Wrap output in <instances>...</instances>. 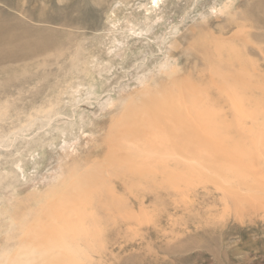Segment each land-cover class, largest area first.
Returning a JSON list of instances; mask_svg holds the SVG:
<instances>
[{
	"label": "rangeland",
	"instance_id": "374dc122",
	"mask_svg": "<svg viewBox=\"0 0 264 264\" xmlns=\"http://www.w3.org/2000/svg\"><path fill=\"white\" fill-rule=\"evenodd\" d=\"M96 1H8L15 10L0 2L1 10L7 7L4 11L11 9L8 13L18 17L11 15L15 23L42 30L26 45L41 40L54 45L34 60L19 61L20 67L27 63L26 70L14 80L0 74V258L6 261L17 259L27 243L37 244L34 228L51 218L54 210L80 209L85 217L98 198L109 197L112 191L125 196L127 188L143 183L135 178L123 188L113 169L154 167L163 158L172 165L193 160L186 154L187 144L151 160L148 152L159 139L158 131L174 129L177 112L187 123L191 105L186 87L201 85L199 68L202 71L207 64L202 65L199 46L210 50L220 46L225 55L244 53L245 47L246 54L263 59L257 44L264 51V0H236L230 18L218 17L207 24L200 22V15L208 14L214 0ZM237 31L249 36L229 37ZM206 69L202 75H208ZM160 81L162 85L156 86ZM175 85L182 86L183 92L173 94ZM126 131L131 135H124ZM116 154L124 156L115 161ZM87 169L91 174L79 178ZM168 169L147 182L185 174L182 165ZM194 181L187 196L180 190L182 198H197L204 183ZM177 185L191 183L182 180ZM76 187L82 197L61 204L60 192ZM160 207L136 210L156 229L146 221L140 222L145 227L135 222L133 226L139 225L135 232L145 235L137 232L140 235L134 237L137 233L131 225L115 237L107 226L79 247L76 264H264V216L239 222L231 214L227 219L224 215L219 217V225L225 223L221 236L218 228L207 235L211 231L194 230L192 220L161 224L166 211ZM129 236L134 240L129 241Z\"/></svg>",
	"mask_w": 264,
	"mask_h": 264
},
{
	"label": "bare ground",
	"instance_id": "6f19581e",
	"mask_svg": "<svg viewBox=\"0 0 264 264\" xmlns=\"http://www.w3.org/2000/svg\"><path fill=\"white\" fill-rule=\"evenodd\" d=\"M8 1L10 0H0L4 6L14 9L12 3L10 4ZM4 9H0V74L5 75L8 81L9 79L14 80L17 75L26 70L27 63L22 67L17 66L21 61L34 60L38 54L45 53L47 48L54 47V45H50V41L47 39L45 40L48 43L41 40L34 46H31L30 43L26 45L34 33H40L42 30L23 28L21 23L14 22L12 16L16 15L8 13L11 12V9L10 11H4ZM260 13L262 12L260 11ZM16 18L18 17L16 16ZM244 32L241 35L238 31L232 32L229 37L244 38ZM247 33L245 39L249 36ZM262 34L264 35L263 32ZM253 44L252 46H256ZM259 45L257 44L259 49L257 51L263 54V59L246 54L245 47L244 53L238 50L237 53H234L235 55L229 53L225 55L220 46H217L215 50H210L204 45L199 46V49L202 48V50L200 49L201 54L203 53V57L200 56L202 65L204 62L207 63L202 67V71L199 68V74L206 73V68L210 71L208 75L201 74L202 79L197 77L202 81L201 85L191 84L186 87L189 96L188 105H191L187 123L181 120L180 112H177L174 116V129L158 131L156 136L159 139L155 140L156 143L148 152V158L151 160L161 153L171 150L178 151L182 149V145L187 144L186 154L193 160L188 163L174 162L173 164L182 165L185 168V174L177 173L174 176H164L162 179L156 178L153 183L147 182L160 171H168V168L173 166L166 158H163L154 167H149L146 164L139 168L117 167L113 169V174L121 180L123 188L127 181L135 178L143 183L137 188H127L125 196H117L112 191L109 197L98 198L93 209L85 217L84 211L80 209L70 213L60 208L54 210L51 218L40 222L34 228L36 238L39 240L37 244L27 243L26 247L17 253V259L6 261L7 258H0V264H76L78 261L76 252L79 247L90 242L97 232L105 231L107 226L112 227L114 236L118 235L121 229L125 231L130 229L131 225L135 232L142 221H146V219L143 220L144 216L139 217L136 214V210L141 211L147 206H154V208L161 206L160 208L166 211L164 221L160 220L163 225L167 223L172 225L173 221L178 218L192 220V224H195L192 226L193 229L201 227L207 232L211 231L207 235L218 228L221 236L225 223L219 225V217L222 218L224 215L226 218L231 214L239 222L245 218L248 220L254 216H264V51L263 48L258 47ZM241 48L243 49V47ZM75 53L73 52V54ZM19 61L20 63H18ZM11 62L13 64L15 62L14 66ZM2 63L8 64L2 65ZM78 64L80 63L78 62ZM162 83L160 81V84L156 86H161ZM180 92H183L182 86L172 87L173 94ZM123 134L131 135L128 131ZM139 135L143 138L146 137L144 132H140ZM123 156L116 154L114 160L117 161V158ZM125 158L127 159L126 155ZM90 174L91 170L87 169L79 175V178L88 177ZM163 180H169L170 184ZM182 180H187L191 185H184L185 187L177 185V181ZM194 180H197L199 185L201 184L199 181H203L205 184L200 185L203 188L196 193L197 198L187 197L189 200L182 198L189 188L192 187L193 191ZM180 190L182 196L179 195ZM147 192H150L147 195L152 194V196L145 198L147 195L143 194ZM73 196L82 197L78 187L60 192L58 200L63 204ZM146 201L148 204H145ZM135 222L139 224L137 227L133 226ZM146 222L149 223V226L152 225V221L151 224L148 220ZM135 225L137 224L135 223ZM180 225L179 227H182ZM153 226L156 229V225L153 224L151 227L154 228ZM171 227L173 228V226ZM162 229L164 230V228ZM188 229L186 227V230ZM138 230L142 231L141 227ZM167 232L170 233L169 230ZM173 234L175 235V232ZM138 235L140 234L137 233L134 237ZM141 236L138 238L141 239ZM207 237L211 239V236ZM129 238L131 237L129 236ZM133 240L131 238L129 241ZM143 242L145 243V240ZM151 245L148 244L147 249L151 248Z\"/></svg>",
	"mask_w": 264,
	"mask_h": 264
},
{
	"label": "clouds",
	"instance_id": "9594fccd",
	"mask_svg": "<svg viewBox=\"0 0 264 264\" xmlns=\"http://www.w3.org/2000/svg\"><path fill=\"white\" fill-rule=\"evenodd\" d=\"M236 0H222L221 3L217 4L216 0H214V4L209 8L208 14L200 15V22L207 24L210 20L216 18H230L232 14V10L235 7Z\"/></svg>",
	"mask_w": 264,
	"mask_h": 264
}]
</instances>
